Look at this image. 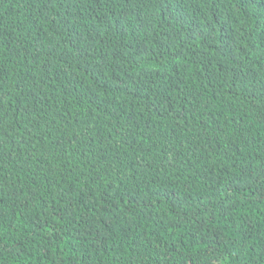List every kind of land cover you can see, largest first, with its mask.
Masks as SVG:
<instances>
[{
	"label": "trees",
	"instance_id": "1",
	"mask_svg": "<svg viewBox=\"0 0 264 264\" xmlns=\"http://www.w3.org/2000/svg\"><path fill=\"white\" fill-rule=\"evenodd\" d=\"M0 264H264V0H0Z\"/></svg>",
	"mask_w": 264,
	"mask_h": 264
}]
</instances>
